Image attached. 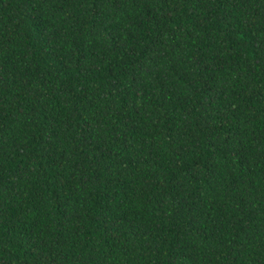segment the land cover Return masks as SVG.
<instances>
[{
  "label": "trees",
  "instance_id": "1",
  "mask_svg": "<svg viewBox=\"0 0 264 264\" xmlns=\"http://www.w3.org/2000/svg\"><path fill=\"white\" fill-rule=\"evenodd\" d=\"M0 264H264V0H0Z\"/></svg>",
  "mask_w": 264,
  "mask_h": 264
}]
</instances>
